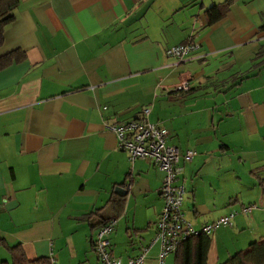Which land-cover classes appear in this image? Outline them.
<instances>
[{
	"label": "crops",
	"instance_id": "0c3cea01",
	"mask_svg": "<svg viewBox=\"0 0 264 264\" xmlns=\"http://www.w3.org/2000/svg\"><path fill=\"white\" fill-rule=\"evenodd\" d=\"M225 1L18 0L0 44V56H24L0 69V237L7 245L20 244L27 259L100 264L93 239L100 222L114 218L109 254L125 264L149 245L144 264H157L163 171L147 158L130 162L105 127L145 106L168 144L193 152L178 175L181 210L193 228L237 212L208 235L206 264L264 239V177L254 170L264 173V65L251 67L263 56L253 59L264 46V0H233L207 24L205 10ZM187 39L198 48L185 60L165 55ZM184 79L189 90L177 91ZM218 95L224 108L216 112ZM235 156L248 164L244 180L228 164ZM236 182L249 197L239 193L237 201ZM116 186L126 194L117 196ZM242 206L250 211L239 213ZM6 255L0 247V262Z\"/></svg>",
	"mask_w": 264,
	"mask_h": 264
},
{
	"label": "built area",
	"instance_id": "2783aa9c",
	"mask_svg": "<svg viewBox=\"0 0 264 264\" xmlns=\"http://www.w3.org/2000/svg\"><path fill=\"white\" fill-rule=\"evenodd\" d=\"M197 48L196 43L187 39L182 43L169 46L165 50V55L183 61ZM175 88L177 91L185 92L189 89V84L184 79ZM148 112L149 109L143 107L138 117L116 124L106 123L105 127L114 134L118 149L127 154L130 162L136 158H147L163 171L162 181L158 188L162 204L155 222L153 239L159 244L157 264H162L163 257L173 253L181 241L199 233L209 235L219 226H230L237 212L230 210L210 224L201 226L199 229L193 228L181 210L184 185L178 181V175L182 171L180 161L190 160L193 152L185 150L181 154L174 145L168 144L166 142L167 130L157 123L150 122ZM250 208L251 206H242L239 213L246 214ZM114 223V218L106 220L95 233L92 244L100 264H123L120 258L112 257L108 251V236L113 230ZM148 248L149 245L142 247L135 256L127 258L125 264H144Z\"/></svg>",
	"mask_w": 264,
	"mask_h": 264
},
{
	"label": "trees",
	"instance_id": "16d2710c",
	"mask_svg": "<svg viewBox=\"0 0 264 264\" xmlns=\"http://www.w3.org/2000/svg\"><path fill=\"white\" fill-rule=\"evenodd\" d=\"M232 2L233 0H226L220 5H214L207 8L204 12L206 23L211 24L220 19ZM17 3L18 0H0V44L3 41V33L6 26L14 19V9L16 8ZM261 54H263V56ZM260 55L262 59L256 65L252 64V68L254 66L257 67L259 65H264V46H261L258 49L253 59L255 60V58ZM23 57V53L19 50H12L1 55L0 69L4 68L11 61H18ZM87 216L88 214L84 215L83 218H86ZM104 222L105 221L102 220L100 225ZM208 246V235L199 233L189 236L177 245L173 252V264H206ZM0 247H3L9 256L8 260H3L0 264H52L51 259L48 257L27 259L20 244L7 245L1 237ZM220 264H264V239L250 242L245 248L236 251L230 255L227 260Z\"/></svg>",
	"mask_w": 264,
	"mask_h": 264
},
{
	"label": "rangeland",
	"instance_id": "374dc122",
	"mask_svg": "<svg viewBox=\"0 0 264 264\" xmlns=\"http://www.w3.org/2000/svg\"><path fill=\"white\" fill-rule=\"evenodd\" d=\"M215 97V96H214ZM212 95H211V97H206L204 100L205 101H207V100H211V99H213L214 98ZM217 101H216V112H218V110H220V109H223L224 108V106L221 104V97H220V95H218V97H217ZM200 100H202V99H200ZM145 107H147L148 109H149V106H145ZM154 114H150V117H152ZM218 136V135H217ZM239 135L238 134H236L235 135V139H239ZM233 158V157H232ZM228 164H229V166L230 165H233L232 167H233V169H234V171H235V173H236V175H239L240 177H241V179L242 180H244V177H246L247 175H248V170H249V168H248V164L247 163H244V162H242L241 160L239 161V160H237V157L235 156L234 157V161H233V163L230 161V159L228 160ZM261 168V167H260ZM260 168H254V170H256L257 171V174L260 176V177H264V173L262 172V171H259L260 170ZM203 171H204V169L202 170V173H203ZM186 179L187 180H189L190 179V177H189V175L187 174V176H186ZM184 184V183H183ZM234 192H235V197H236V199H237V201H241V197H240V194L242 193V195H244V196H246V197H249L250 196V193L249 192H246V191H242V192H239V193H237V191H239V188H238V185H237V182H236V185H235V187H234ZM233 192V193H234ZM258 195H259V192H258ZM228 201V200H227ZM235 203H237V202H235ZM256 204L258 205V200L256 201ZM236 205V204H235ZM105 213V212H104ZM171 256L172 255H168V256H166V257H164V259H163V261H164V264H169L168 263V260L170 261V258H171ZM6 260H8V256L6 255Z\"/></svg>",
	"mask_w": 264,
	"mask_h": 264
},
{
	"label": "water",
	"instance_id": "95a60500",
	"mask_svg": "<svg viewBox=\"0 0 264 264\" xmlns=\"http://www.w3.org/2000/svg\"><path fill=\"white\" fill-rule=\"evenodd\" d=\"M113 192H114L117 196H123V195L126 194L125 189L121 188L120 186H116V187L113 189Z\"/></svg>",
	"mask_w": 264,
	"mask_h": 264
}]
</instances>
